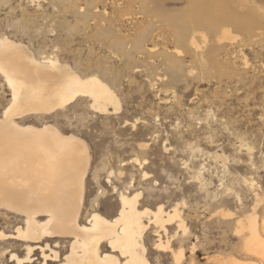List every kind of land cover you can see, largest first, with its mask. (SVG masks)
<instances>
[{"label":"rangeland","instance_id":"374dc122","mask_svg":"<svg viewBox=\"0 0 264 264\" xmlns=\"http://www.w3.org/2000/svg\"><path fill=\"white\" fill-rule=\"evenodd\" d=\"M155 1L148 8L164 15L187 7V0ZM223 1L235 22L206 33L198 50H175L169 27L138 15L119 22L113 0H0V39L96 74L116 95L112 113L78 98L19 125H51L87 146L83 223L93 212L114 218L121 195L139 194L150 264H264L244 249L253 222L264 242V0ZM98 39L122 45L113 51ZM9 99L0 77V116ZM159 207L163 228L152 220ZM14 227L0 211V231ZM159 240L168 248H156ZM9 244L24 256L19 243ZM9 259L0 257L15 264Z\"/></svg>","mask_w":264,"mask_h":264},{"label":"bare ground","instance_id":"6f19581e","mask_svg":"<svg viewBox=\"0 0 264 264\" xmlns=\"http://www.w3.org/2000/svg\"><path fill=\"white\" fill-rule=\"evenodd\" d=\"M148 2L113 0V12L119 22L133 15L151 23L158 19L169 27L175 50L185 45L198 50V40H204L206 33H219L220 28L235 22L225 16L223 0H187L186 9L172 15L162 14L157 6L149 9ZM108 28L101 26L104 31ZM97 41L113 51L122 45L120 39L110 44ZM0 77L10 96L0 116V211L11 215L15 224L11 233L0 231V257L10 255L8 262L15 264L38 260V264H150L143 241V216L148 212L138 210L139 194L121 195L114 218L93 212L83 223L90 167L87 146L51 125H19L25 118L50 115L78 98H87L95 112L112 113L109 107L117 111L118 99L111 88L98 75H83L56 56L36 59L26 46L8 38L0 39ZM163 213L159 207L152 214L160 228ZM248 230L251 239L245 243V251L264 260V242L258 239L254 222ZM11 241L19 243L22 258L13 253L19 250L9 244ZM156 248L165 250L168 243L163 246L159 240ZM105 249L110 252L103 253ZM179 257L174 256V261L179 262Z\"/></svg>","mask_w":264,"mask_h":264}]
</instances>
